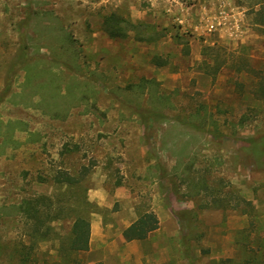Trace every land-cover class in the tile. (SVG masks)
I'll return each mask as SVG.
<instances>
[{
    "label": "rangeland",
    "instance_id": "1",
    "mask_svg": "<svg viewBox=\"0 0 264 264\" xmlns=\"http://www.w3.org/2000/svg\"><path fill=\"white\" fill-rule=\"evenodd\" d=\"M262 2L0 0V264H211L239 260L243 240L264 251V154L250 148L264 135V97L255 93ZM112 13L133 25L120 21L125 36L105 31ZM226 13L234 26L223 23ZM214 42L228 66L212 78L200 63ZM244 62L254 72L237 73ZM81 165L89 171L73 195L88 201L81 209L94 239L92 249L70 251L71 218L41 236L8 206L35 194L61 209L76 204L51 177ZM188 166H209L211 186L253 209L197 212L198 197L174 172ZM146 210L158 227L125 240L122 230Z\"/></svg>",
    "mask_w": 264,
    "mask_h": 264
},
{
    "label": "trees",
    "instance_id": "2",
    "mask_svg": "<svg viewBox=\"0 0 264 264\" xmlns=\"http://www.w3.org/2000/svg\"><path fill=\"white\" fill-rule=\"evenodd\" d=\"M256 15V21L259 24L264 25V2H262L260 7L256 10ZM123 20L124 19L118 17L115 13H112L109 16H104L103 27L109 36L117 37L125 36L127 34V30L125 31L126 28L124 29V27L119 26L120 21ZM126 22L128 26H133L130 21ZM144 26L149 29L151 25L144 24ZM137 39L150 41V38H144L143 35L137 36ZM217 49L218 45L216 42H214L213 46L204 45L202 47L203 58L201 60L200 67L203 69L205 74L210 75L212 78H214L215 75L224 67L228 66L226 59L219 56ZM247 64V62H244L242 67L240 66V68L235 71L237 73L239 71H253L252 67ZM259 79L260 80L257 82L255 93L257 92V95L264 97V72L261 73ZM211 123L214 125V128L217 129L218 125L215 121L213 120ZM192 127L202 128L200 125L194 124H192ZM250 148L256 154H264V135L259 137L258 140H250ZM190 168L189 166L184 168V170L179 174L177 170H174V172L180 181L186 184V193H188L191 198L198 197L195 201V210L197 212L207 208H219L223 210L235 209L239 210L241 213H247L249 212L248 207L253 209L251 203L240 194H235L232 190L224 191L221 184L211 186L203 172L209 171V166H205L204 169ZM88 171L89 168L86 165H81L76 173H72L69 170L60 167L55 170L51 177L52 182L55 185H63L67 188L69 197L76 201V204L68 203L64 209H61L53 205L49 195L35 194L24 197L18 203H12L8 207L13 209L12 212L14 214L23 213L26 215L29 220H31V227L33 230L32 233H38L41 236H46L48 232L53 229V226L50 224L51 221L59 219L61 216L71 218L72 222L66 240L67 248L70 251L87 250L89 247L90 222L87 213L82 211L81 206L82 204L88 205V201L84 193H80V196H75L73 194L80 190L82 181L88 174ZM169 180L170 184L172 183V191L175 192V194H178V184L172 182V178H169ZM75 189L79 190L74 192ZM196 213H194V215ZM177 215L179 218L182 216L181 214ZM157 227L158 218L156 214L153 211L146 210L140 213L133 222L122 230V236L125 240H144L148 234ZM184 238V236L181 237V242ZM239 244L243 252L242 257L239 260L224 258L213 260L211 264H264V251H259L260 246L256 247L254 250L252 249L251 251L247 240L239 241ZM184 249H182L183 255L189 259L190 256ZM200 250L207 254V249H204L202 246L200 247ZM246 250L247 252H245ZM190 264L195 263L191 261Z\"/></svg>",
    "mask_w": 264,
    "mask_h": 264
},
{
    "label": "crops",
    "instance_id": "3",
    "mask_svg": "<svg viewBox=\"0 0 264 264\" xmlns=\"http://www.w3.org/2000/svg\"><path fill=\"white\" fill-rule=\"evenodd\" d=\"M224 21L225 22H231L232 23V25H233V19H232V17L230 16V14H228V13H226L225 15H224V18H223V23H224ZM234 26V25H233ZM220 31H221V29H220ZM220 35H221V33H220ZM93 234H94V232L91 230V234H90V241H89V249H92V240L94 239V237H93ZM102 245V244H101ZM138 258H140V256L138 257ZM139 262H137V264H138ZM94 264V263H93Z\"/></svg>",
    "mask_w": 264,
    "mask_h": 264
}]
</instances>
